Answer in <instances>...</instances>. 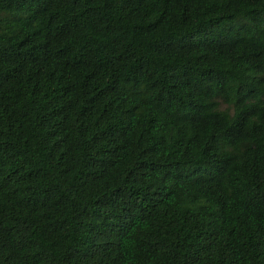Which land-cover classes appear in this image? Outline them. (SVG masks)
<instances>
[{
  "label": "trees",
  "instance_id": "1",
  "mask_svg": "<svg viewBox=\"0 0 264 264\" xmlns=\"http://www.w3.org/2000/svg\"><path fill=\"white\" fill-rule=\"evenodd\" d=\"M0 264H264V0H0Z\"/></svg>",
  "mask_w": 264,
  "mask_h": 264
}]
</instances>
